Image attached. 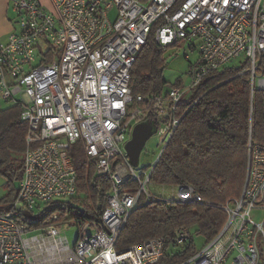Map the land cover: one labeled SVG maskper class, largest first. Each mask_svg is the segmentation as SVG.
<instances>
[{
	"label": "built area",
	"instance_id": "obj_1",
	"mask_svg": "<svg viewBox=\"0 0 264 264\" xmlns=\"http://www.w3.org/2000/svg\"><path fill=\"white\" fill-rule=\"evenodd\" d=\"M14 31L0 43V98L21 109L27 124L24 173L16 200L0 214V264H155L167 240L157 237L123 252L116 245L130 215L159 200L148 190L153 171L184 116L181 105L205 77L243 58L251 90L264 95V0H11ZM163 49L186 42L198 59L189 83L134 100L131 70L152 30ZM198 46V49H197ZM189 58V57H187ZM139 106L133 107L134 103ZM264 104V101H263ZM150 123L160 154L150 170L133 165L126 146ZM82 143L98 176L111 185L97 220H70L54 205L78 198L70 149ZM170 201L205 204L190 186ZM217 236L188 264H264V143H248L239 198ZM262 213V220L255 215ZM62 219V220H61ZM78 233L72 246L66 231ZM188 228L175 232L183 246Z\"/></svg>",
	"mask_w": 264,
	"mask_h": 264
},
{
	"label": "trees",
	"instance_id": "obj_2",
	"mask_svg": "<svg viewBox=\"0 0 264 264\" xmlns=\"http://www.w3.org/2000/svg\"><path fill=\"white\" fill-rule=\"evenodd\" d=\"M155 31L156 27L131 70L130 88L135 101L138 96L160 95L167 84L163 75L164 50L156 42ZM263 101L262 92L251 90L246 64L213 72L191 90L190 98L181 105L184 114L181 123L157 163L151 182L190 186L205 204L180 203L155 195L159 200L144 204L142 198L120 234L118 251L165 237L166 253L155 264H188L198 250L192 234L183 246L176 244L178 229L188 228L190 232L195 229L206 244L217 236L227 220L220 205L239 198L242 193L250 137L253 142L264 143ZM139 105L135 102L133 107ZM27 129L20 107L0 110V174L8 180V185L23 177ZM70 155L78 176L79 194H86V199L76 198L66 206H51L40 219V226L51 224L55 212L73 220H97L108 205L111 185L96 174L82 143L74 144ZM17 194L18 189L13 188L11 195L0 202V214L9 211Z\"/></svg>",
	"mask_w": 264,
	"mask_h": 264
},
{
	"label": "rangeland",
	"instance_id": "obj_3",
	"mask_svg": "<svg viewBox=\"0 0 264 264\" xmlns=\"http://www.w3.org/2000/svg\"><path fill=\"white\" fill-rule=\"evenodd\" d=\"M2 40H0V43ZM198 49V46H197ZM192 49L190 48L189 44L182 41L179 42L175 46H170L169 48L164 50L163 59L165 60V68H164V78L166 81V86L164 87L165 92H167L168 88L171 86H177L181 84L187 85L189 83V65L192 62H196L198 59V51H195L194 53L191 52ZM189 57V58H187ZM244 64L243 58H238L235 61H233L229 66L240 68L241 65ZM16 105L12 102L7 103L4 100L0 98V110L12 108ZM159 144V138L156 135H153L145 144L144 149L142 150L140 156H139V168L142 170H150L151 165H153L158 155L160 154V150L158 148ZM20 181H15L13 184L8 185V180L0 174V202L4 199L8 198L11 195L12 189H18L19 188ZM178 187L173 186H167V185H159L150 183L148 190L155 196H160L164 198H171L175 192L178 191ZM79 200H85L86 194L80 193L78 195ZM93 198H91L92 200ZM237 199V198H234ZM234 199H229L228 201H232ZM93 201V200H92ZM222 202V203H226ZM84 203V202H83ZM89 206H92V202L87 201L86 202ZM262 213H258L255 215L256 221L262 220ZM70 220H73L72 218ZM75 222H72V225L70 226L69 230L66 231V235L69 238V241L71 245L73 246L75 243V238L78 233V225L74 224ZM192 239L195 242L196 248L199 251L202 249L205 244L206 240L204 237L200 236L196 233L195 229L191 230Z\"/></svg>",
	"mask_w": 264,
	"mask_h": 264
},
{
	"label": "water",
	"instance_id": "obj_4",
	"mask_svg": "<svg viewBox=\"0 0 264 264\" xmlns=\"http://www.w3.org/2000/svg\"><path fill=\"white\" fill-rule=\"evenodd\" d=\"M153 136V127L150 123L140 124L135 128L132 140L127 144L126 150L133 165L139 163V156L146 142Z\"/></svg>",
	"mask_w": 264,
	"mask_h": 264
},
{
	"label": "crops",
	"instance_id": "obj_5",
	"mask_svg": "<svg viewBox=\"0 0 264 264\" xmlns=\"http://www.w3.org/2000/svg\"><path fill=\"white\" fill-rule=\"evenodd\" d=\"M45 5H50V0H41ZM15 13L12 9L11 0H0V40L6 42L9 35L14 31Z\"/></svg>",
	"mask_w": 264,
	"mask_h": 264
}]
</instances>
